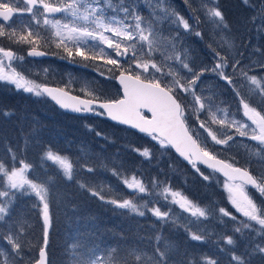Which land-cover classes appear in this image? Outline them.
I'll return each instance as SVG.
<instances>
[{"label":"snow or ice","instance_id":"snow-or-ice-1","mask_svg":"<svg viewBox=\"0 0 264 264\" xmlns=\"http://www.w3.org/2000/svg\"><path fill=\"white\" fill-rule=\"evenodd\" d=\"M184 2L189 8L187 18L173 9L168 0H145L151 10L149 17L141 15L139 0H0V81L37 97H50L63 109L107 117L118 125L135 129L159 145L162 154L174 149L204 181H211L212 173H222L226 178L223 187L228 200L242 218L225 207L217 209L214 204L201 207L183 190L175 189L170 181L161 180L159 174L147 181L135 172L128 176L126 170L113 167L112 175L133 193V198L107 196L103 187L90 186L77 179L81 171L94 173L95 166L61 154L51 146L43 149L40 165L47 172L45 161H51L57 173L39 179L34 175V164L24 155L30 146L26 138L19 155L8 149L11 165L0 160V239L6 240L11 248L10 251L0 248V264H21L25 247L33 252L39 249L38 257L33 255L27 264H50L47 249L53 224L51 209L58 203L53 194L57 175L65 181L75 180L81 190L102 203L127 209L139 217L151 213L161 224L179 225L189 241L205 242L209 234L199 225L215 217L224 229L216 242L217 248L229 256V264H254L257 258L264 262V199L258 201L247 190L251 186L264 198V75H250L255 67L264 70V62L244 64L243 54L237 59L235 55L222 54L210 43L214 65L201 67L199 71L190 66L188 50L183 47L185 35L194 33L204 39L197 29L208 24L213 29L212 41L219 46L216 33L230 32L231 28L219 0ZM242 3L254 13L245 23L257 32H264V0H242ZM25 14L30 17L27 23L23 19ZM164 24L168 25L167 36L163 34ZM220 39L229 49L234 47L223 35ZM4 41L8 42L7 47ZM53 44L70 62L80 57L83 66L88 67L90 62L101 61L94 64L96 71L107 80L118 81L122 90L120 98H105L103 90L87 84L86 98L69 96L64 89L37 84L16 71L15 62L25 57L11 45H27L28 57H41L48 55L43 49ZM255 51L261 52L259 48ZM66 57L60 56L61 59ZM117 72L119 74L115 75ZM207 72L218 76L231 90L233 101L227 107L214 103L216 93L206 97L201 90L198 94V82ZM86 127L93 131L91 125ZM96 136L108 139L99 131ZM237 137L256 142L257 150L251 155L259 157V173L251 169V159L246 162L248 166H238L235 157L220 158L219 151L231 150L238 143L248 147ZM208 138L211 145L222 148L210 150ZM131 150L149 162L153 158L149 147ZM201 165L212 173L206 174ZM99 166L108 168L103 160ZM33 196L36 202L32 208L39 209L42 222V244L26 239L24 221L6 219L12 216V205L18 198ZM138 200L142 203H137ZM165 205H176L182 211L177 214L172 207L164 211ZM181 218L187 223L180 224ZM92 235L90 231H77L66 248L69 264H220L219 258L197 254L187 247L183 250L178 245L161 247L159 234L150 252L130 245L101 247ZM241 244L243 251L239 250Z\"/></svg>","mask_w":264,"mask_h":264},{"label":"trees","instance_id":"trees-1","mask_svg":"<svg viewBox=\"0 0 264 264\" xmlns=\"http://www.w3.org/2000/svg\"><path fill=\"white\" fill-rule=\"evenodd\" d=\"M219 2L226 14L231 31H225L223 34L216 33L215 39L219 41V46L213 43V29L208 24H202L197 29L203 33L204 39L196 37L194 33L192 35H185L183 45L188 50V62L190 66L199 71L201 67L208 66L211 68L214 65L213 53L208 47L210 43L218 51H221L222 54L235 55L237 59L240 58V54H243L242 62H246L247 64H251L253 61L264 62V55H261V53H264V36H261L257 41L254 40L255 28L245 23L254 13L242 3V0H219ZM221 35H223L225 40L230 41L234 47L229 49L228 44L220 39ZM3 43L4 46H8L7 41ZM11 47L17 49L18 54L21 56L25 55V51L28 48L27 45H11ZM257 48L261 52H256L255 49ZM43 50L47 51L53 59L60 60L56 66L61 63L69 67L80 65L77 61L70 62L66 55L65 59H61L60 56L63 55L54 44L51 48ZM57 52H59V55L56 54ZM76 59L79 60L78 57ZM41 62L45 63L46 61L42 60ZM57 68L59 69L60 67ZM250 75H264V70L255 67L250 72ZM188 78L190 79L191 77L189 76ZM207 78V76H203L201 80L205 81ZM209 78L212 80L217 79L213 76ZM47 82L49 85H63L62 80L59 79L57 81L55 78H50ZM227 89L224 82L218 81V88L214 92L216 95L213 96V93L211 95L213 96V101L218 102L221 99L227 98ZM99 90H102V88L100 87ZM77 91V88H73L71 92L79 95ZM103 93L105 92L103 91ZM24 94L16 91L12 85L0 84V160H3L7 165H11L12 163L8 149H13L19 155L27 138L30 146L24 155L27 156L29 162L34 164V175L38 178L41 176V179H45L46 176L57 173V168L51 161H45L47 172L40 165V156L43 154V149L46 146H51L53 149H58L61 154L68 155L74 159L79 158L81 163L95 166L96 170L94 173L81 171L77 179L90 186L98 184V187L102 186V179L104 183L110 182L107 184L108 189H104L107 196L119 195L123 199L133 198V193L117 177L108 174L111 168L117 167L121 171L126 170L128 176H131L135 172L147 181H150L157 174H159L161 180H165L166 176L172 175V178L168 180L171 185L175 189L183 190L190 199L199 203L201 207L214 204L218 208L226 204V208L230 211L229 208L231 206L221 190V184L225 181L219 176L212 173L213 179L211 181H204L194 173L191 167L180 164L172 153L170 155L172 159L167 156L162 161L165 153L162 154L159 145L155 144L154 141L152 143L149 137L150 141L146 137L137 136L134 132L122 126L107 122L104 117L95 115L82 118L66 115L43 97H40L36 102H31L30 97ZM5 112L9 114L4 115ZM77 120L87 121L88 125L90 124L94 128V135L90 137L83 127L75 123ZM97 131L103 133L105 137L112 138L115 142L120 153L118 164H116V160H114V165H110L106 161L111 150L109 147L102 149L106 139L96 136ZM79 133L81 134L80 136L78 135ZM63 136H67L69 139L73 138L79 144H82V146L77 148L67 147L66 149V145L62 146L60 143L54 142ZM135 141H138V143H135ZM145 145L152 149L153 152V158L150 162L131 150L133 147L144 148ZM81 149H83V152H81ZM160 153L162 154L161 156ZM101 160L108 165L107 169L99 166ZM173 164H176L177 168H174ZM238 166H243V164L239 161ZM250 167L253 169L257 166L251 164ZM202 170L206 174L211 173L204 169ZM191 177H194L197 184L187 190L186 184L190 183ZM53 194L54 199L58 203H54L51 209L53 224L50 230V244L47 249L50 264H69L66 248L68 244L73 242L77 231H90L93 234L92 238L101 247L106 245L115 246L117 244L130 245L145 248L150 252L151 246L156 245L157 241L155 237L159 234L162 237L159 242L161 247L166 244L178 245L181 250L187 247L190 251L194 250L197 254L203 253L202 250L192 248L194 241L187 239V233L183 227L173 225L171 222L161 224L151 213H147L144 217H139L135 213H130L127 209H118L111 204L102 203L97 198L92 197L87 191L81 190L75 180L71 182L65 181L61 176L57 175ZM34 202H36V198L33 197L18 198L12 205V216L6 219L24 221L23 227L26 239H30L33 244H36L37 241L42 244V222L40 218L37 220L33 216L32 211L38 210L32 209ZM136 202L142 203L139 200ZM161 203L165 202L161 201ZM15 205H20L21 209L17 210ZM168 207H172L175 213L179 214L175 205H165L162 210L167 211ZM26 209H28V212L25 211ZM231 212L233 213V210ZM184 223H187V221L181 218L180 224ZM202 225L208 226V222H204ZM16 230L18 231L19 229L17 228ZM221 233L219 230L217 236L219 237ZM4 243L5 240L0 239V248H3L4 245L5 250L10 251V245L7 243L5 245ZM200 245L206 246L208 242L200 243ZM38 250V248H35L33 252L28 247H25L23 252L26 261L24 263L23 259L21 264H27L33 255L37 256ZM258 263L260 264V260L259 262H255V264Z\"/></svg>","mask_w":264,"mask_h":264},{"label":"rangeland","instance_id":"rangeland-1","mask_svg":"<svg viewBox=\"0 0 264 264\" xmlns=\"http://www.w3.org/2000/svg\"><path fill=\"white\" fill-rule=\"evenodd\" d=\"M139 7L141 9V15L144 16V17H149V14H150V11L151 10L148 7L147 3H145V0H139ZM57 16H59V14H57ZM23 19H24V22L27 23L30 20V17H28L27 14H25V16H24ZM19 22L20 21L17 20V24H19ZM163 28L165 29V31H164L163 34L165 36H167L169 34L168 31H167L168 25L167 24H164L163 25ZM254 30H255V33L253 35V39L254 40L257 41L261 36H264V33L263 32H257L256 29H254ZM181 31H183V29H181ZM183 47L185 48L184 45H183ZM60 53L63 56L66 55L62 51H60ZM24 57H25V59L23 61H17V62H15V64H16V71L19 72V73H21L22 75H24L27 79H30V80L34 81L35 83H37V84L49 85L48 82H47V80H49L50 78H55V79H57V81L59 79L63 81V85L57 86V87H60V88H62L64 90L70 91V92L73 90V88H77V90H78L77 92L82 97H85V95H84V88H85V85L86 84L87 85H90L92 88H95V89H98V90L101 87L102 90L106 93V94L104 93L105 98H111L112 95L117 96V97L120 96L119 94H116V93L114 94V92H110L112 88H115V84L113 82V79L112 80H107L104 77H101L98 74V72L96 71V69L94 67V64L102 63L101 61L90 62L88 67H85L84 66L85 68H87V69L90 70V72H89L85 68H77V69H74V68H72V66L69 67V66L64 65V64H59V65L56 66L57 62L60 61V60H57L55 58L53 60H51V62L50 61H46L45 63H42L41 61L31 60V58H27L26 55H24ZM78 58H79V60L76 59V61L79 62V63H81L80 62V57H78ZM243 63L244 64H247L246 62H243ZM57 67H60V68L58 69ZM228 71L229 72L232 71L231 67L228 68ZM117 73H115V75ZM185 74H186V70H185ZM204 76H207L208 78L205 81L200 80L198 82L197 92L199 94V93H201V90H202V94L204 96H206V97H209V96L212 95V93L215 92V90H217V88H218V81H221V80L219 79L218 76H216L212 72L207 73ZM210 76H213V77H215L217 79L212 80L211 78H209ZM201 81H203V82H201ZM0 84H9V83L4 82V81H0ZM9 85H12V84H9ZM12 86L15 88L14 85H12ZM15 90L18 91V92H21V93H25V92H23L21 90H17L16 88H15ZM116 92L118 93V89L117 88H116ZM227 94H229L230 97H227L225 99H221L218 102L217 101H214V103L216 105H218L219 107H221V108L227 107L233 101V95H232L230 89H227L226 96H227ZM24 95L30 97L31 102H33V101L36 102L40 98V97L34 96V95L30 94V93H25ZM44 99L47 102H49V100L47 98H44ZM240 115L242 117V113ZM75 123L77 125L83 127L84 130L86 131V133L90 137L94 135L93 134L94 128L92 127L93 128V131H89L88 128L86 127V125H88V122L87 121L86 122H83L82 120H77V121H75ZM213 127L216 128V127H218V125H214ZM74 130H75V128H74ZM78 135L80 136L81 134L79 133ZM122 136L124 137V135H122ZM107 138L108 139H106L104 141V147L102 149H105V148H108L109 147L110 150H111V153L107 157V160L106 161L110 165H114V160H116V164H118V162L120 161L118 159L119 156H120L119 149L116 146V144H115V142L113 141L112 138H109V137H107ZM146 139L148 141H150L148 138H146ZM97 140H99V139L97 138ZM208 140H209V142L211 144L210 138H208ZM237 140L239 141L240 139H237ZM110 141H113V142H110ZM243 141H244V144H246V145H252V147H254V150L255 151L257 150V145H256V142L255 141L247 140V138H244ZM54 142L55 143H60L62 146H65L66 145V149H67V147L77 148L79 146H82V144H79L73 138L72 139H69V137H67V136L60 137L58 141L56 140ZM151 142L153 143V141H151ZM135 143H138V141H135ZM212 146H214L215 148L220 147L218 145H212ZM145 147H146V145H145ZM242 147H244V145L238 143L237 145H235V148L236 149H233V150L239 151ZM161 155L162 154L160 153V156ZM168 155H169L168 152L165 153L164 156H163L162 161H164V159ZM169 158L172 159V157H170V156H169ZM256 159L258 161L259 160V157H256ZM180 164L184 165L182 162H180ZM258 165H259V169L257 170L256 173H259L261 171V165L259 163H258ZM17 166H19L18 163H17ZM172 166L174 168H177V165L176 164H173ZM243 166H247V164L246 163H243ZM108 174L109 175H112V172L109 170L108 171ZM29 178H32V177L30 176ZM41 178L42 177L40 176L39 179H41ZM165 178L167 180H170L172 178V175H168ZM109 183L110 182L104 183V180L102 179V186H100V187H103L104 189H108L107 188V184H109ZM224 183L225 182H223L221 184V190H222L223 194L226 196L229 205L231 206L229 208L230 211L233 210V214L237 215L238 218H242V217H240L239 213H236L235 209L230 204V202L228 200V193H227V191L223 187ZM195 184H197L196 180L194 179V177H191L190 178V183H187L186 184V186L188 187L187 190H189L190 187L192 188ZM94 185L98 187V184H94ZM250 194L253 195L258 201L260 199H264V198H261L259 196V193L256 192V191L254 193H250ZM33 198H35V197L33 196ZM161 201H163V200H161ZM175 207L177 208L178 212L181 213L182 210L178 206H176V205H175ZM221 207H225L226 208L227 205L224 204ZM20 209H21L20 208V205L17 206V210H20ZM25 211L28 212V209H26ZM32 213H33L34 218L37 219V220H39V218H40L39 210H37L35 212L32 211ZM183 215L184 216H188L187 213H184ZM204 222H208V226H203L201 224V225H199V227L205 228L206 234H209V235L206 236V241L208 242V245L201 246L200 245L201 242H195L194 241V244H193V247L192 248L202 250V252L204 254L212 255V256H214V258H219L220 264H229V256L228 255H225L223 253H220L218 251L217 244H216L217 240L219 239V237L217 236V232L219 230L221 232H223L224 231L223 226L218 222V220L215 217H210L209 220L204 221ZM193 227H195V226H193ZM231 227H232V225L230 223L228 225V231H229V233L231 231ZM239 250L240 251H243V244H241ZM25 261H26V259H24V263H25ZM256 261L259 262V258H257L254 261V264H255ZM260 264H264V262H261L260 261Z\"/></svg>","mask_w":264,"mask_h":264},{"label":"water","instance_id":"water-1","mask_svg":"<svg viewBox=\"0 0 264 264\" xmlns=\"http://www.w3.org/2000/svg\"><path fill=\"white\" fill-rule=\"evenodd\" d=\"M44 57H46V56H41V57H29V58H33V59H41V58H44ZM117 84H118V86L120 87L118 81H117ZM47 86H48V85H47ZM48 87L53 88V89H59V88L54 87V86H48ZM120 88H121V87H120ZM68 94H69V96H76V95H73V94H71V93H68ZM121 94H122V91H121ZM45 97L49 100L50 103H52L53 105H55V106H56L61 112L65 113V114H68V115H78V116H84V115H88V114H90V113H84V114H82V113H76V112L71 111L70 109H63V108H61L58 104H56L55 101H53L50 97H47V96H45ZM80 98H81V97H80ZM82 99H83V98H82ZM66 102H68V103H72V101H70V100H67ZM145 112H146V110H145ZM147 114H149V115L151 116V113H147ZM106 119H107L108 121H110L111 123H115V122L111 121L110 119H108L107 117H106ZM133 130H135V129H133ZM135 131H137V130H135ZM137 132H138V131H137ZM138 133H139V132H138ZM140 134H143V133H140ZM172 150H173L174 154H175V155H176V156H177V157H178V158H179V159H180L185 165L190 166V165L187 164L186 161H184L181 157H179V155L175 152L174 149H172ZM200 167L203 168V169H205V170H208V171H211V172H212L211 169L206 168V166H204V165H201ZM215 174L218 175V176H220V177L223 178L224 180H226V178L223 176L222 173L216 172ZM248 187L251 188V186H248ZM38 253H39V252H38Z\"/></svg>","mask_w":264,"mask_h":264},{"label":"flooded vegetation","instance_id":"flooded-vegetation-1","mask_svg":"<svg viewBox=\"0 0 264 264\" xmlns=\"http://www.w3.org/2000/svg\"><path fill=\"white\" fill-rule=\"evenodd\" d=\"M227 97H230L229 94H227ZM204 135L206 136V133ZM237 139L243 140L244 138L237 137ZM208 142H209V140H208ZM209 145L211 146L210 150H220L222 148V146H220L218 148H215L214 146H212L210 144V142H209ZM233 149H236L235 146H233L232 149L228 150V151H219L220 158H222V159H230L231 157H235L238 160H249L248 157L240 156L239 152L235 151ZM247 190H248L249 193H254L256 191L255 189H247Z\"/></svg>","mask_w":264,"mask_h":264},{"label":"bare ground","instance_id":"bare-ground-1","mask_svg":"<svg viewBox=\"0 0 264 264\" xmlns=\"http://www.w3.org/2000/svg\"><path fill=\"white\" fill-rule=\"evenodd\" d=\"M50 53V52H49Z\"/></svg>","mask_w":264,"mask_h":264}]
</instances>
